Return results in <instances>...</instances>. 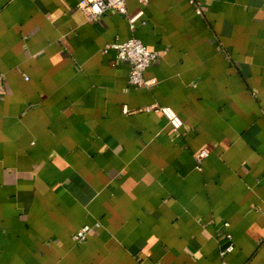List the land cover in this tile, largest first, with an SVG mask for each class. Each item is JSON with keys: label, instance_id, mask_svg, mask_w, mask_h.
<instances>
[{"label": "crops", "instance_id": "crops-1", "mask_svg": "<svg viewBox=\"0 0 264 264\" xmlns=\"http://www.w3.org/2000/svg\"><path fill=\"white\" fill-rule=\"evenodd\" d=\"M79 1L0 0V264H264V0Z\"/></svg>", "mask_w": 264, "mask_h": 264}, {"label": "built area", "instance_id": "built-area-1", "mask_svg": "<svg viewBox=\"0 0 264 264\" xmlns=\"http://www.w3.org/2000/svg\"><path fill=\"white\" fill-rule=\"evenodd\" d=\"M77 7L84 13L88 20H93L99 17L107 10L124 13L127 16L130 30L134 29L135 21L142 15V9H137L134 13H128L125 0H80L77 3ZM195 11L196 13H200V8L196 7ZM109 48L115 50L116 57L118 59L125 60L130 63L127 78L129 85L149 87L155 83V78H145L143 76V72L145 68L151 63V61H153L159 55L157 51L147 49L143 43L134 36H131L122 42L113 41L106 43L103 47L104 50ZM146 109L162 113L172 130L178 129L182 124L181 118L170 107L151 105L146 107ZM123 110L126 111V108L123 107ZM205 154L206 150L200 149L195 154V157L200 159ZM90 229L91 228L88 225H83L80 227V229L73 233L72 237L74 241L77 243L83 241ZM230 249L231 246L226 247V249L222 251L221 254H223L225 251H229Z\"/></svg>", "mask_w": 264, "mask_h": 264}]
</instances>
